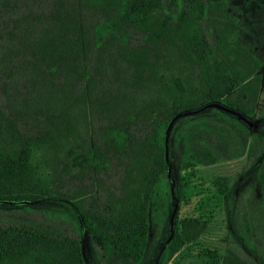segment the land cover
<instances>
[{
    "label": "trees",
    "instance_id": "1",
    "mask_svg": "<svg viewBox=\"0 0 264 264\" xmlns=\"http://www.w3.org/2000/svg\"><path fill=\"white\" fill-rule=\"evenodd\" d=\"M237 32L226 0H0V173L11 175L38 151L48 169L46 195L73 208V219L26 205L3 209L0 264H67L37 257L31 247L38 242L68 247L76 264H87L79 221L102 264H138L150 220L167 215L169 122L211 102L254 114L262 61ZM219 68L227 87L215 98ZM172 140L181 147L179 202L192 193L188 169L240 157L253 169L260 199L257 214L240 212L233 185L215 177L210 198L234 215L235 246L200 250L185 264H264V124L250 132L215 110L186 119ZM207 229L198 217L176 219L159 264Z\"/></svg>",
    "mask_w": 264,
    "mask_h": 264
},
{
    "label": "rangeland",
    "instance_id": "2",
    "mask_svg": "<svg viewBox=\"0 0 264 264\" xmlns=\"http://www.w3.org/2000/svg\"><path fill=\"white\" fill-rule=\"evenodd\" d=\"M226 12L238 19L237 40L251 50L262 61L260 67L261 83L254 114L244 119L250 132H259L260 125L264 124V0H226ZM140 17L139 13L132 15ZM194 51L200 48L197 41L184 42ZM221 79L210 86L211 94L217 98L227 87V78L221 70ZM211 102L199 109L178 113L167 125L164 133L165 158L167 169L163 175L165 199L167 202V215L160 222L150 220L148 227L147 245L138 264H159L162 252L160 250L168 239L174 221L181 217H198L208 221V229L197 241L183 245L166 264H185L193 259L200 250H222L233 244V217L222 207L217 206L210 198L213 192L212 182L215 177L226 178L227 185H233V204L240 212L257 214L260 202L258 189L255 185L254 173L245 157L231 161H221L212 165H197L188 169L184 174L190 186L191 196L179 202L177 200L178 186L177 175L179 171L177 161L181 147L172 140L174 130L183 122L193 116L211 115L215 110ZM219 104V103H218ZM250 125H248V123ZM77 162L79 160H76ZM75 161V162H76ZM48 169L40 162V153L33 151L26 166H16L11 175L4 176L0 173V212L3 209L26 205L32 210H47L56 217L71 218L72 205L68 200L46 195L50 190ZM16 198L19 203L1 199ZM212 206V209L210 207ZM80 251L87 264H102L94 252L93 245L87 235L86 228L79 221ZM237 248V247H236ZM32 252L48 263L76 264L75 251L61 245L38 242L31 247ZM239 254H245L239 249ZM160 254V256H159ZM252 257L254 253L252 252ZM251 258V257H250Z\"/></svg>",
    "mask_w": 264,
    "mask_h": 264
},
{
    "label": "water",
    "instance_id": "3",
    "mask_svg": "<svg viewBox=\"0 0 264 264\" xmlns=\"http://www.w3.org/2000/svg\"><path fill=\"white\" fill-rule=\"evenodd\" d=\"M208 105H210V104H208ZM212 105L215 106V107H217V108H219L221 111H223V112H225V113L235 115L237 119H244V117H243L242 115H240L239 113H237V112H235V111H233V110H231V109H228V108L222 106L221 104L215 103V104H212ZM250 123H251V122H249L248 125H250ZM172 231H173V228H172V230H171V233H170L168 239L166 240L165 244H164L163 247L161 248V250H160V254H161V252H163V250H164V248H165V245H166V243L168 242V240H169V238H170V236H171V234H172ZM160 254H159V256H160Z\"/></svg>",
    "mask_w": 264,
    "mask_h": 264
}]
</instances>
